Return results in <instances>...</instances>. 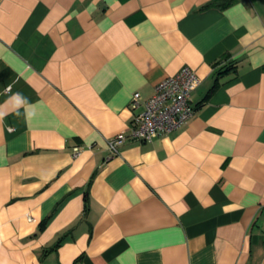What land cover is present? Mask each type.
<instances>
[{"label": "crops", "instance_id": "crops-1", "mask_svg": "<svg viewBox=\"0 0 264 264\" xmlns=\"http://www.w3.org/2000/svg\"><path fill=\"white\" fill-rule=\"evenodd\" d=\"M211 1L0 0V264H264V0ZM184 65L193 114L110 155Z\"/></svg>", "mask_w": 264, "mask_h": 264}, {"label": "built area", "instance_id": "built-area-1", "mask_svg": "<svg viewBox=\"0 0 264 264\" xmlns=\"http://www.w3.org/2000/svg\"><path fill=\"white\" fill-rule=\"evenodd\" d=\"M201 79L189 66L184 65L173 74L160 80L153 93L142 100L138 91L133 92L128 106L132 117L128 132H119L106 139L110 155L118 153V145L129 138L135 141H149L181 126L194 112L192 90ZM78 147H73L74 154Z\"/></svg>", "mask_w": 264, "mask_h": 264}, {"label": "trees", "instance_id": "trees-1", "mask_svg": "<svg viewBox=\"0 0 264 264\" xmlns=\"http://www.w3.org/2000/svg\"><path fill=\"white\" fill-rule=\"evenodd\" d=\"M210 5H215V6H220V0H212ZM234 67V65H220L219 61H216L214 63V69H215V73L217 76H219L222 72L229 70L230 68ZM217 80V79H216ZM217 86V81H215L213 83V85L209 88L207 94L205 95V97H207V95H209V93H211V91Z\"/></svg>", "mask_w": 264, "mask_h": 264}]
</instances>
